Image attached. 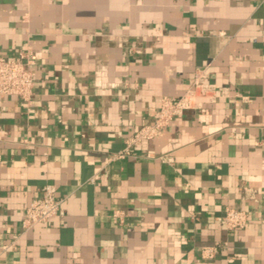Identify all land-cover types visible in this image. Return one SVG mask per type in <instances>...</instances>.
Returning <instances> with one entry per match:
<instances>
[{
  "label": "crops",
  "instance_id": "1",
  "mask_svg": "<svg viewBox=\"0 0 264 264\" xmlns=\"http://www.w3.org/2000/svg\"><path fill=\"white\" fill-rule=\"evenodd\" d=\"M22 50L32 101L0 96V264H264V0H0V56ZM203 69L212 98L110 159ZM48 183L60 211L26 231Z\"/></svg>",
  "mask_w": 264,
  "mask_h": 264
},
{
  "label": "built area",
  "instance_id": "2",
  "mask_svg": "<svg viewBox=\"0 0 264 264\" xmlns=\"http://www.w3.org/2000/svg\"><path fill=\"white\" fill-rule=\"evenodd\" d=\"M34 59L30 51H19L12 57L0 56V96H17L26 105H29L34 95ZM207 72L199 70L191 86L181 95L164 96L161 99L160 108L156 119L143 125L133 135L125 139V146L113 153L110 159H120L130 155L132 148L140 144L144 139L159 136L166 126L177 115L194 106L200 96L212 98L216 86L206 81ZM63 199L57 196L55 184L48 183L43 187V194L34 198L27 207L23 219L22 228L29 230L39 223L46 222L60 211ZM117 216V213L113 214ZM248 221V213L242 209L229 207L223 217L224 224L231 230L243 228ZM215 248L205 249L206 254H211Z\"/></svg>",
  "mask_w": 264,
  "mask_h": 264
}]
</instances>
